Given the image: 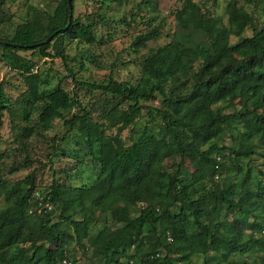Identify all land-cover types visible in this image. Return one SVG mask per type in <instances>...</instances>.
Masks as SVG:
<instances>
[{
    "label": "trees",
    "instance_id": "1",
    "mask_svg": "<svg viewBox=\"0 0 264 264\" xmlns=\"http://www.w3.org/2000/svg\"><path fill=\"white\" fill-rule=\"evenodd\" d=\"M6 1L0 0V41L7 43H0L1 58L25 84L22 119L29 122L30 113L38 111L36 124L27 126L22 138L62 119V140L76 133L87 152L54 155L80 166L90 156L99 170L90 185L76 186L66 175L65 182L54 178L41 186L35 172L11 182L0 152V264H76L66 249L71 240L102 264H196L198 259L264 264V26L257 28L238 0L227 1V24L199 3L180 0L172 12L177 37L143 56L136 85L112 79L83 83L68 69L75 86L127 104L125 110L117 104L103 111L96 121L60 83L42 90L46 82L32 60L66 61L65 40L93 42V25L74 18L75 0L67 31H61L68 21L64 0L52 14L29 7L27 19L11 34L2 30L12 17L4 10ZM247 2L264 10V0ZM161 26L136 36L132 46L156 40ZM50 36L49 43L30 48ZM19 52H31L30 58ZM2 99L1 82L0 117L6 108ZM155 101L160 107L140 104ZM75 108L79 113L70 116ZM143 109L151 122L155 111L161 129L155 134L145 126L126 144L120 135ZM102 216L109 220L99 222Z\"/></svg>",
    "mask_w": 264,
    "mask_h": 264
},
{
    "label": "rangeland",
    "instance_id": "2",
    "mask_svg": "<svg viewBox=\"0 0 264 264\" xmlns=\"http://www.w3.org/2000/svg\"><path fill=\"white\" fill-rule=\"evenodd\" d=\"M64 0H7L4 10L10 14L11 20L1 29L6 34H11L13 28L27 19V10L33 7L41 12L52 14L56 6ZM75 0L74 18H79L84 23L93 25L94 40L91 43L65 40L64 53L66 61L60 58L39 59L32 58L41 78L46 82L42 90L55 87L58 83L70 94L77 96L79 102L91 113L93 120L98 121L103 111H109L119 104L120 110H125L127 104L121 98H113L111 95L102 94L97 90H88L80 85L75 86L68 69L72 71L77 81L83 83H101L112 79L118 83L136 85L142 76L141 61L150 49L164 46L176 38V22L172 12L180 6V0ZM204 6L208 13L219 18L223 24H227L226 4L228 0H218L212 3L207 0H193ZM248 0H238V4L246 8L253 16L257 28L264 26V10L262 4L249 6ZM255 3L261 0H251ZM132 14L134 19H131ZM156 18L150 27L146 22ZM161 24L160 35L156 40L148 41L145 47L132 46L136 36ZM236 41L232 38V43ZM138 49V50H134ZM20 55L30 58L31 52H19ZM3 83V105L6 107L0 117V152L4 155L5 178L11 182L24 179L29 173L35 172L37 183L48 186L55 178L65 182V176L73 178L74 185L80 186L94 182L98 174V164L91 157L83 159V164L77 165L72 159L54 155L60 150L67 154L77 152L80 157L86 153L85 143L76 133L71 132L64 136L66 129L63 120L56 118L51 122L47 130L37 128L38 134L23 139L22 134L27 126L37 122L38 111L30 113L29 122L22 119L26 105L24 104L25 84L20 75L12 71L8 64L1 58L0 50V83ZM75 86V87H74ZM237 101V100H236ZM235 101V102H236ZM141 105L160 107L159 102H141ZM229 111V110H228ZM79 113L75 108L72 114ZM155 121H149L146 110L135 119V123L124 130L120 137L126 144H130V138L139 136L145 126L153 133L159 132L161 119L152 111ZM69 116V115H68ZM119 126V125H118ZM133 127L134 133L130 129ZM115 132V129L113 130ZM224 143L228 146L231 141L228 137ZM66 156V155H65ZM27 160L28 167L19 168L13 175L8 174L11 168L19 167ZM169 164V162H166ZM190 172L191 165H184ZM66 171V172H64ZM56 172V175H53ZM74 172V175H73ZM221 183V179L219 180ZM58 211L52 218L57 219ZM109 220L108 216H102L99 222ZM113 227V226H112ZM70 230V229H69ZM66 249L76 264H102L98 259L91 257L88 252L83 254L74 240L68 242ZM53 250V247H50ZM198 259L196 264H201Z\"/></svg>",
    "mask_w": 264,
    "mask_h": 264
},
{
    "label": "water",
    "instance_id": "3",
    "mask_svg": "<svg viewBox=\"0 0 264 264\" xmlns=\"http://www.w3.org/2000/svg\"><path fill=\"white\" fill-rule=\"evenodd\" d=\"M67 7H68V21H67V26H66L64 29L61 30V31H63V32L67 31L68 28H69L70 25H71V21H72V0H68V1H67ZM56 33H57V32H55L54 35H55ZM52 37H53V36L48 37V38H47L44 42H42V43H39V44H36V45H31L30 48H33L34 46H40V45H43V44H47V43H49V42L52 40ZM0 43H1V44H4V45H7V43H5V42H1V41H0Z\"/></svg>",
    "mask_w": 264,
    "mask_h": 264
},
{
    "label": "built area",
    "instance_id": "4",
    "mask_svg": "<svg viewBox=\"0 0 264 264\" xmlns=\"http://www.w3.org/2000/svg\"><path fill=\"white\" fill-rule=\"evenodd\" d=\"M35 196H38L37 193L35 194ZM45 207H47V209H49V210L51 209V206L48 205V204H46ZM38 212H40V211H38ZM62 264H71V263H69L68 261L64 260V261L62 262Z\"/></svg>",
    "mask_w": 264,
    "mask_h": 264
}]
</instances>
